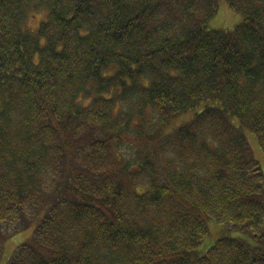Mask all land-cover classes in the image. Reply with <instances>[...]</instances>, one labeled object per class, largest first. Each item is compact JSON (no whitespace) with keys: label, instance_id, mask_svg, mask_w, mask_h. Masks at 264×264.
Segmentation results:
<instances>
[{"label":"trees","instance_id":"trees-1","mask_svg":"<svg viewBox=\"0 0 264 264\" xmlns=\"http://www.w3.org/2000/svg\"><path fill=\"white\" fill-rule=\"evenodd\" d=\"M226 1L0 0L6 264H264V0Z\"/></svg>","mask_w":264,"mask_h":264},{"label":"rangeland","instance_id":"rangeland-1","mask_svg":"<svg viewBox=\"0 0 264 264\" xmlns=\"http://www.w3.org/2000/svg\"><path fill=\"white\" fill-rule=\"evenodd\" d=\"M217 1V10L215 15L210 19L207 26L208 29H224V30H232L238 23L242 21V15L239 12L232 10L226 0H216ZM47 17V9L45 7H41L38 9H32L29 11L26 22L22 28L28 29L29 31H36L40 22L44 21ZM193 115V114H192ZM189 114H181L177 117L173 123L172 127L181 125L187 121ZM192 116H190L191 118ZM235 123V122H234ZM245 135L247 137V141L250 147V153L253 158L258 160L260 163V168L264 178V151L262 150L258 138L256 134L250 130H245ZM126 147L123 149V152H128ZM264 186V179H263ZM47 202L36 212L35 215L42 214L45 210ZM43 215V214H42ZM41 216V215H40ZM38 219H33L29 221V225L23 227L17 232H13L7 235L6 239L1 242L2 251L0 254V264H6L10 256L12 255L14 249L21 243H31L33 242V232L36 227ZM207 226L209 229V233L202 240L198 252L199 254L205 253V251L215 242V240L221 236L225 232H222V227L215 224L213 221H208ZM4 231L7 230V227H1ZM227 234L236 235V232L228 231ZM239 235V234H238Z\"/></svg>","mask_w":264,"mask_h":264}]
</instances>
